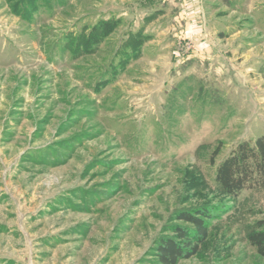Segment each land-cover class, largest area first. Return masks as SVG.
<instances>
[{"label": "rangeland", "instance_id": "374dc122", "mask_svg": "<svg viewBox=\"0 0 264 264\" xmlns=\"http://www.w3.org/2000/svg\"><path fill=\"white\" fill-rule=\"evenodd\" d=\"M264 136V0H0V264H264V188L217 165ZM205 212V213H202Z\"/></svg>", "mask_w": 264, "mask_h": 264}, {"label": "trees", "instance_id": "16d2710c", "mask_svg": "<svg viewBox=\"0 0 264 264\" xmlns=\"http://www.w3.org/2000/svg\"><path fill=\"white\" fill-rule=\"evenodd\" d=\"M214 179L223 193L232 198L238 197L243 190L264 188V136L253 142H238L217 165ZM182 217L195 226L192 238H186V232L179 230L178 242L172 239L160 242L157 249L160 264H176L178 260L190 257L197 250L196 243L207 235L202 219L186 213ZM247 241L264 258V222H259L247 234Z\"/></svg>", "mask_w": 264, "mask_h": 264}]
</instances>
